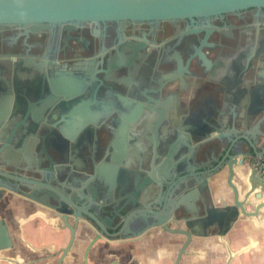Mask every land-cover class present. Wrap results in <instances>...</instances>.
Segmentation results:
<instances>
[{
    "label": "flooded vegetation",
    "instance_id": "obj_1",
    "mask_svg": "<svg viewBox=\"0 0 264 264\" xmlns=\"http://www.w3.org/2000/svg\"><path fill=\"white\" fill-rule=\"evenodd\" d=\"M42 25L0 24L5 109L12 120L33 118L0 129V170L20 154L23 182L10 183L19 192L12 197L44 230L45 243L28 242L24 263L264 264V138L238 156L240 172L224 170L209 188L189 171L158 170L177 124L219 108L221 94L252 96L246 59L261 63L264 80V6L175 21ZM72 121L81 133L63 139ZM114 142L132 166L109 193L96 169ZM30 187L41 191L26 199Z\"/></svg>",
    "mask_w": 264,
    "mask_h": 264
},
{
    "label": "water",
    "instance_id": "obj_2",
    "mask_svg": "<svg viewBox=\"0 0 264 264\" xmlns=\"http://www.w3.org/2000/svg\"><path fill=\"white\" fill-rule=\"evenodd\" d=\"M254 6H264V0H0V24L25 23L39 28L44 26L43 23L54 22L175 21L180 18L215 15ZM246 60L242 74L246 82L254 88L252 96L250 98L239 96L240 98L233 100L226 93L221 94L219 108L209 111L202 119H197L193 115L177 124L174 140L163 148L165 156L158 164L160 172L186 170L193 175L206 178L203 185L209 188L208 184L217 181L224 170L231 175L235 171H241L240 164L244 159L241 158L238 162V156L251 155L255 152L258 140L264 138V80L260 73L262 65L258 62L251 65L252 61ZM3 96L5 95L0 94V129L9 125L15 126L13 130H17L18 125L32 126L29 120L33 118L27 113L21 115L20 120L9 119V111L5 109L9 99ZM78 133L81 131L73 121L66 123L62 129L63 139L75 138ZM18 144L17 149L23 150V142L18 140ZM43 149L44 147L40 152ZM124 150L119 142L112 143L110 161L104 163L103 168L96 169L99 177L109 186V193L123 187L120 185V173L123 170L129 171L132 166L128 162L121 163ZM13 154L17 159H8L1 163L5 169L0 170V204L7 195L19 193L10 183L23 182L22 178L16 176L20 175L18 170L23 162L18 158L20 154ZM188 163L189 166L193 163L195 168H186L185 165ZM86 185L85 182L83 188ZM247 188L249 196L252 193V183H248ZM29 190L31 192L26 193V199L33 198L32 193L40 189L30 187ZM190 193L198 194V187H194ZM76 200L79 204L82 203V200ZM23 241L28 245L24 238ZM14 246L8 224L0 218V252ZM0 259L14 264H26L21 257L0 256Z\"/></svg>",
    "mask_w": 264,
    "mask_h": 264
},
{
    "label": "crops",
    "instance_id": "obj_3",
    "mask_svg": "<svg viewBox=\"0 0 264 264\" xmlns=\"http://www.w3.org/2000/svg\"><path fill=\"white\" fill-rule=\"evenodd\" d=\"M217 190V185L214 187ZM31 208L19 199L7 195L0 204V218L8 224L10 234L14 240V248L0 252V256L21 257L25 260L33 255L23 238L34 246H41L43 241V228L41 222L29 219ZM19 226V227H18ZM23 237V238H22ZM0 264H14L0 259Z\"/></svg>",
    "mask_w": 264,
    "mask_h": 264
}]
</instances>
